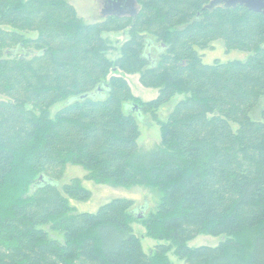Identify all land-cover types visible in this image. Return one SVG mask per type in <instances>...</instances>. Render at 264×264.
<instances>
[{"label": "trees", "instance_id": "trees-1", "mask_svg": "<svg viewBox=\"0 0 264 264\" xmlns=\"http://www.w3.org/2000/svg\"><path fill=\"white\" fill-rule=\"evenodd\" d=\"M69 1L0 0V264H172L171 250L187 264H264V15L137 0L132 15L86 22ZM119 31V45L102 35ZM215 40L248 55L205 63ZM136 73L155 98L132 94L123 75ZM140 112L160 144L138 148ZM68 164L161 198L141 218L125 197L72 211L91 192L60 184ZM136 219L157 241L148 252ZM200 234L220 241L189 246Z\"/></svg>", "mask_w": 264, "mask_h": 264}, {"label": "rangeland", "instance_id": "rangeland-1", "mask_svg": "<svg viewBox=\"0 0 264 264\" xmlns=\"http://www.w3.org/2000/svg\"><path fill=\"white\" fill-rule=\"evenodd\" d=\"M69 2L77 11L78 16L82 17L86 22H96L104 18V15H102L100 12L101 1L99 0H70ZM102 35L109 37L112 41H117L118 45L127 38L126 33L123 31L108 33L103 32ZM199 53L201 54L202 60L205 63H211L216 59L220 60L221 62H226L233 59L243 60L248 55L247 52L236 49L226 51L221 40L213 41L208 48L199 50ZM118 54V52H110L107 55L114 59L118 56ZM123 76L127 80L132 94L136 96L140 102L153 99L158 94L157 88L145 87L142 85L139 81V75L137 73L124 74ZM0 98L2 97L0 96ZM175 102L176 100L173 98L167 105L164 106L163 111L161 112L163 117H165L166 112L170 109V107L173 106ZM61 106L62 103L55 104L51 108L50 114H54ZM137 122L140 130V136L137 139L139 149H145L153 144H160V129L158 125L151 119L148 113H138ZM85 174L86 170L81 166L68 164L66 165L63 177L60 180V184H63L70 182L73 178H80L84 187L89 189L91 192V196L87 201H75L71 199L70 205L72 206V211L74 208V210L77 212H95L101 204L113 198L125 197L133 201V208L137 209L146 205L144 212L148 213L155 210L156 205L161 198L159 191L149 186L133 185L127 187L121 185H112L109 183H97L93 180L84 179ZM138 213H141V209H139ZM131 225L136 235L141 238V243L144 250L147 252L150 251L157 241L146 235L145 227L140 219L131 221ZM219 241L220 237L200 234L190 240L188 245L191 247L201 245L214 246ZM167 255L172 264H187L183 259L178 258L172 250L169 251Z\"/></svg>", "mask_w": 264, "mask_h": 264}, {"label": "water", "instance_id": "water-1", "mask_svg": "<svg viewBox=\"0 0 264 264\" xmlns=\"http://www.w3.org/2000/svg\"><path fill=\"white\" fill-rule=\"evenodd\" d=\"M109 5L105 7L104 10H101V14L104 16L107 15H132L135 13V8L133 7L134 0H108ZM224 3L225 7H235L236 4H242L247 7L250 11L261 12L264 15V0H210L207 4V8H212L215 5ZM133 108H137V105H134ZM39 178H42L41 176ZM146 205L140 208H134L131 212L137 217L141 218L144 216ZM141 209V213L139 212Z\"/></svg>", "mask_w": 264, "mask_h": 264}, {"label": "flooded vegetation", "instance_id": "flooded-vegetation-1", "mask_svg": "<svg viewBox=\"0 0 264 264\" xmlns=\"http://www.w3.org/2000/svg\"><path fill=\"white\" fill-rule=\"evenodd\" d=\"M99 1H101V4H100V12H101V10H104L105 9V7H107L108 5H109V1L108 0H99ZM209 1L210 0H208L207 1V4L209 3ZM207 4H206V6H207ZM136 6V7H135ZM215 6H224V3H221V4H219V5H215ZM237 6H244V5H242V4H236V6L235 7H237ZM133 7L135 8V10H136V8H137V0H134V2H133ZM214 7V6H213ZM225 7V6H224ZM235 7H232V8H235ZM245 7V6H244ZM207 8V7H206ZM227 8V7H226ZM245 8H247V7H245ZM210 9V8H209ZM248 9V8H247ZM259 13V12H258Z\"/></svg>", "mask_w": 264, "mask_h": 264}]
</instances>
